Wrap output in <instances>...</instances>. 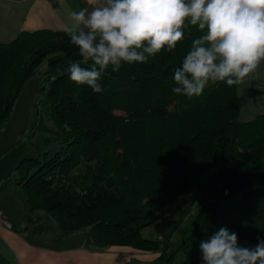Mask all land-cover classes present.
Listing matches in <instances>:
<instances>
[{
	"label": "trees",
	"instance_id": "trees-1",
	"mask_svg": "<svg viewBox=\"0 0 264 264\" xmlns=\"http://www.w3.org/2000/svg\"><path fill=\"white\" fill-rule=\"evenodd\" d=\"M199 35L192 28L173 52L109 69L102 93L64 71L80 59L64 30H22L0 41V126L45 61V94L58 129L53 156H23L14 167L26 220L38 221L31 214L43 211L60 236L86 229L98 247L155 253L137 264H203L199 245L221 228L236 233L242 247L264 240V114L238 121L236 87L223 82L191 100L171 91L174 71ZM192 188L206 198L189 235L174 246L170 231L141 236Z\"/></svg>",
	"mask_w": 264,
	"mask_h": 264
},
{
	"label": "clouds",
	"instance_id": "clouds-1",
	"mask_svg": "<svg viewBox=\"0 0 264 264\" xmlns=\"http://www.w3.org/2000/svg\"><path fill=\"white\" fill-rule=\"evenodd\" d=\"M57 3L80 57L64 71L95 93H102L100 81L109 69L116 73L124 64H147L173 52L192 28L200 35L174 71L173 94L191 100L211 84L241 87L264 68V0H87L90 7L78 11L65 0ZM199 247L203 264H264V240L242 247L227 228Z\"/></svg>",
	"mask_w": 264,
	"mask_h": 264
},
{
	"label": "crops",
	"instance_id": "crops-1",
	"mask_svg": "<svg viewBox=\"0 0 264 264\" xmlns=\"http://www.w3.org/2000/svg\"><path fill=\"white\" fill-rule=\"evenodd\" d=\"M65 3L77 11L89 6L87 0ZM66 23V12L57 0H0V41H10L22 30H63ZM261 73L257 79L236 87L240 122L264 114V68ZM16 140L9 136L5 124L0 126V210L12 224L10 229L0 224L1 264H137L154 257L153 252L130 246L93 245L87 241L86 229L60 236L55 228L46 232L43 226L29 224L26 207L16 193L14 167L25 154L23 148L15 146Z\"/></svg>",
	"mask_w": 264,
	"mask_h": 264
},
{
	"label": "rangeland",
	"instance_id": "rangeland-1",
	"mask_svg": "<svg viewBox=\"0 0 264 264\" xmlns=\"http://www.w3.org/2000/svg\"><path fill=\"white\" fill-rule=\"evenodd\" d=\"M45 69L46 63L42 61L37 67L36 73L20 90L11 115L5 122L9 136H12L13 139L17 138L15 146H18L19 149L23 148L25 151L22 157L49 158L59 149L56 140L58 129L50 117V103L45 94L48 90V83L42 74ZM44 152L46 153L44 154ZM205 198L195 188H192L184 199L174 203L164 215L144 226L141 229V236L147 239H157L170 231L171 245H176L190 234L196 210ZM43 214V211H34L31 216L35 219L39 215L38 221L27 220V222L35 224V226L42 224L48 232L54 226L43 217ZM179 255L178 253L177 260Z\"/></svg>",
	"mask_w": 264,
	"mask_h": 264
},
{
	"label": "built area",
	"instance_id": "built-area-1",
	"mask_svg": "<svg viewBox=\"0 0 264 264\" xmlns=\"http://www.w3.org/2000/svg\"><path fill=\"white\" fill-rule=\"evenodd\" d=\"M0 224L3 225L4 227L10 229L12 224L10 223L9 220H7L3 215L2 212L0 210Z\"/></svg>",
	"mask_w": 264,
	"mask_h": 264
}]
</instances>
